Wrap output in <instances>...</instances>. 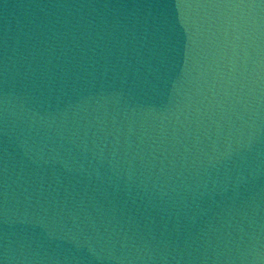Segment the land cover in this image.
Wrapping results in <instances>:
<instances>
[{
	"label": "water",
	"instance_id": "obj_1",
	"mask_svg": "<svg viewBox=\"0 0 264 264\" xmlns=\"http://www.w3.org/2000/svg\"><path fill=\"white\" fill-rule=\"evenodd\" d=\"M0 264H264V0H0Z\"/></svg>",
	"mask_w": 264,
	"mask_h": 264
}]
</instances>
